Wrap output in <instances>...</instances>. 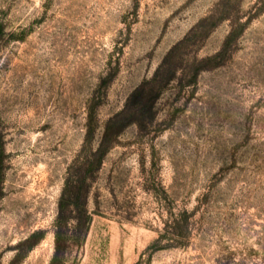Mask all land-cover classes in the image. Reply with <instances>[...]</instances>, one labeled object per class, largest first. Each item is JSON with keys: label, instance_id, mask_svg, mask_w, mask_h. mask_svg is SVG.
Returning <instances> with one entry per match:
<instances>
[{"label": "rangeland", "instance_id": "rangeland-1", "mask_svg": "<svg viewBox=\"0 0 264 264\" xmlns=\"http://www.w3.org/2000/svg\"><path fill=\"white\" fill-rule=\"evenodd\" d=\"M85 173L92 219L61 235L66 264H264V0H0V264L40 231L15 264H50ZM183 211L182 244L151 252Z\"/></svg>", "mask_w": 264, "mask_h": 264}, {"label": "trees", "instance_id": "trees-1", "mask_svg": "<svg viewBox=\"0 0 264 264\" xmlns=\"http://www.w3.org/2000/svg\"><path fill=\"white\" fill-rule=\"evenodd\" d=\"M208 18L203 19L198 26H196L195 30L199 27L203 26V24L207 21ZM244 24H232V29L230 30L228 36L226 37L222 49L212 56H207L205 58H202L197 67V71L195 75L210 66H215L220 64L217 60L225 55L227 53L236 39L239 37L243 30ZM185 40L178 43L172 50L168 53L166 58L164 59V62L157 70L156 74L152 79H150V89L154 90L157 86L158 88H161L162 82L164 80L167 83L172 79L170 77L169 79H164L163 70L165 66L169 63V59L174 55L175 50L180 47ZM171 65V63H170ZM170 69L173 70V67ZM171 70V71H172ZM145 108L147 107H136L134 109V113H142ZM154 107H150V111L154 113ZM123 113V112H122ZM122 113L116 114L114 117H112L105 129V133L103 136L102 141L100 142L99 147L96 149L94 155L97 158L98 162L101 163L103 161V158L108 153V151L112 148V146L115 143V137L118 135V133L122 130V126H124V123H122V119H120V115ZM124 119V118H123ZM130 122V121H128ZM128 122H125L128 123ZM92 134V129L89 130L88 136ZM87 171V170H86ZM90 190V182H87V176L85 174L76 176L75 179L68 178L66 181V192L62 196V199L60 201V216L58 218V226L60 230L56 232V249L54 252V255L50 261V264H66V242H69V239L67 238L65 241H63L62 234L71 232V235L77 236V238L84 235L91 223L92 216L89 213V210L87 208V201H88V195ZM67 191H69V195H67ZM73 222V223H72ZM189 222V213L187 211H183L179 216H177L170 224H167L164 227V230L162 233H160L159 237H157L148 247L151 252L163 249V248H170L174 246H178L179 244H182V238H184V230L188 227ZM65 230V231H64ZM43 238V233L35 232L31 234L28 238L21 241L17 245L18 253L16 254L15 258L9 263V264H15L16 261L21 257L19 249L25 245H27V250H31L34 245H36L41 239Z\"/></svg>", "mask_w": 264, "mask_h": 264}]
</instances>
